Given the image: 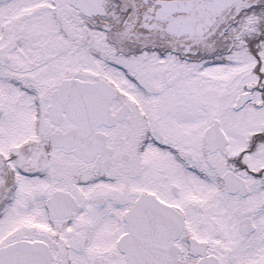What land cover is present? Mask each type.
<instances>
[{"label":"snow or ice","instance_id":"1","mask_svg":"<svg viewBox=\"0 0 264 264\" xmlns=\"http://www.w3.org/2000/svg\"><path fill=\"white\" fill-rule=\"evenodd\" d=\"M0 264H264V0H0Z\"/></svg>","mask_w":264,"mask_h":264}]
</instances>
